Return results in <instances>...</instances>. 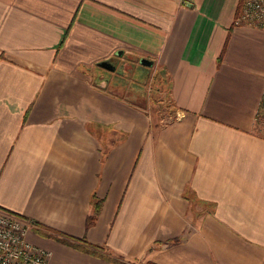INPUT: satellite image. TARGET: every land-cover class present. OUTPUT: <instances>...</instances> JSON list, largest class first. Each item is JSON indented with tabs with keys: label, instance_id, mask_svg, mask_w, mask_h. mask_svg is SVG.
Wrapping results in <instances>:
<instances>
[{
	"label": "crops",
	"instance_id": "1",
	"mask_svg": "<svg viewBox=\"0 0 264 264\" xmlns=\"http://www.w3.org/2000/svg\"><path fill=\"white\" fill-rule=\"evenodd\" d=\"M241 3L0 0V210L50 264H264V29ZM144 68L165 127L124 76Z\"/></svg>",
	"mask_w": 264,
	"mask_h": 264
},
{
	"label": "built area",
	"instance_id": "2",
	"mask_svg": "<svg viewBox=\"0 0 264 264\" xmlns=\"http://www.w3.org/2000/svg\"><path fill=\"white\" fill-rule=\"evenodd\" d=\"M235 23L264 29V0H243ZM30 228V221L0 210V264H50V252L29 241Z\"/></svg>",
	"mask_w": 264,
	"mask_h": 264
},
{
	"label": "rangeland",
	"instance_id": "3",
	"mask_svg": "<svg viewBox=\"0 0 264 264\" xmlns=\"http://www.w3.org/2000/svg\"><path fill=\"white\" fill-rule=\"evenodd\" d=\"M242 3L240 5L239 11L242 9ZM238 15V14H237ZM235 23V22H234ZM235 25H237L235 23ZM239 26V25H237ZM140 69L138 73L132 77L133 70H130V73H124V76L131 78V80L137 82L134 84L136 86V92L143 96L145 100H147L145 103L150 104V112L153 114V124L160 125L161 127H165L166 125H169L170 123L174 122L178 118V114L174 109L173 103L170 100V96L168 93V90L166 91V88L162 84L160 76L158 74L152 75L149 74L147 70ZM105 74L108 75V79L111 77H114L116 75V71H103ZM117 79H114V84L117 82H120V76L117 74ZM123 78V77H122ZM104 78L103 80H105ZM126 78H123V81L125 83L129 84V86L132 84L131 80L130 82ZM106 82V81H104ZM163 85V87H162ZM264 100V99H263ZM257 124L259 131H262V136H264V102H262L260 107V112L257 116ZM140 264H154L152 262H146V263H140Z\"/></svg>",
	"mask_w": 264,
	"mask_h": 264
},
{
	"label": "trees",
	"instance_id": "4",
	"mask_svg": "<svg viewBox=\"0 0 264 264\" xmlns=\"http://www.w3.org/2000/svg\"><path fill=\"white\" fill-rule=\"evenodd\" d=\"M239 13V12H238ZM99 206L98 205H96L95 206V211H94V214H93V216L89 219V223H92L93 222V220L95 219V217L98 215V213H99ZM117 261V260H116ZM119 264H125V263H123V262H120V261H117Z\"/></svg>",
	"mask_w": 264,
	"mask_h": 264
},
{
	"label": "water",
	"instance_id": "5",
	"mask_svg": "<svg viewBox=\"0 0 264 264\" xmlns=\"http://www.w3.org/2000/svg\"><path fill=\"white\" fill-rule=\"evenodd\" d=\"M102 66L105 67V68H109V67H110V64L107 63V62H104V63H102ZM110 68H111V67H110Z\"/></svg>",
	"mask_w": 264,
	"mask_h": 264
}]
</instances>
